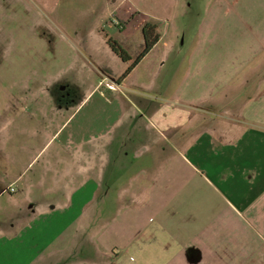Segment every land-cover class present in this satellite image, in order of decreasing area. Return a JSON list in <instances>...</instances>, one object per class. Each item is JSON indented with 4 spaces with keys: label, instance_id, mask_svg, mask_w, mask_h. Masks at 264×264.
<instances>
[{
    "label": "crops",
    "instance_id": "crops-1",
    "mask_svg": "<svg viewBox=\"0 0 264 264\" xmlns=\"http://www.w3.org/2000/svg\"><path fill=\"white\" fill-rule=\"evenodd\" d=\"M78 1L79 101L0 106L4 169L43 164L0 188V264H264V0ZM149 23L120 82L108 40L139 58Z\"/></svg>",
    "mask_w": 264,
    "mask_h": 264
},
{
    "label": "rangeland",
    "instance_id": "rangeland-1",
    "mask_svg": "<svg viewBox=\"0 0 264 264\" xmlns=\"http://www.w3.org/2000/svg\"><path fill=\"white\" fill-rule=\"evenodd\" d=\"M90 9L88 3L78 0H0V106L19 104L26 95L36 97L42 80L52 88V94L61 96L63 93L62 100L79 101L82 95L72 92L74 87L63 92V86L56 80L71 69L69 59L75 53L72 44L87 39L86 34L77 36L76 28L83 23L84 28L89 27L90 19L84 21L80 17ZM101 79L102 76L92 77L93 82H101L100 86L104 84ZM1 119L0 150L4 146ZM20 150L19 143L17 152ZM29 156L19 161L15 175L14 171L4 169L9 171L10 161L0 154V188L19 176L21 179L16 184L27 181L33 171L43 166L40 157L34 160Z\"/></svg>",
    "mask_w": 264,
    "mask_h": 264
},
{
    "label": "trees",
    "instance_id": "trees-1",
    "mask_svg": "<svg viewBox=\"0 0 264 264\" xmlns=\"http://www.w3.org/2000/svg\"><path fill=\"white\" fill-rule=\"evenodd\" d=\"M157 26L155 24H147L143 30L144 38H145V48L142 53V55L139 58L133 59L130 54L121 46V44L114 40V39H109L108 40V46L112 49V51L118 55L124 63H129L131 62V65L126 72L124 76L120 78V82L123 81L136 67L137 64L140 63V61L145 58V56L150 52V50L153 48V46H156L157 43L159 42V35L157 33Z\"/></svg>",
    "mask_w": 264,
    "mask_h": 264
}]
</instances>
